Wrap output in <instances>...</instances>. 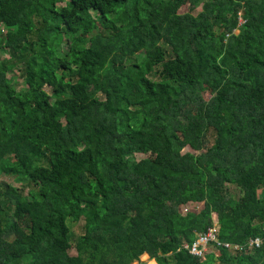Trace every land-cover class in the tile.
I'll return each instance as SVG.
<instances>
[{
  "label": "trees",
  "instance_id": "16d2710c",
  "mask_svg": "<svg viewBox=\"0 0 264 264\" xmlns=\"http://www.w3.org/2000/svg\"><path fill=\"white\" fill-rule=\"evenodd\" d=\"M0 25V264H264L184 248L264 239V0H0Z\"/></svg>",
  "mask_w": 264,
  "mask_h": 264
},
{
  "label": "rangeland",
  "instance_id": "374dc122",
  "mask_svg": "<svg viewBox=\"0 0 264 264\" xmlns=\"http://www.w3.org/2000/svg\"><path fill=\"white\" fill-rule=\"evenodd\" d=\"M200 8H201V5L200 4L197 5V7L194 10V13H197L200 10ZM186 10H188V7H182V11H186ZM3 32H5V28H3V26L0 25V35ZM67 46H68L67 45V41L63 40L62 41V45L59 47V51L62 52V53L65 52L66 49H67ZM6 56H8L7 53H4L3 51L0 52V57L1 58H4ZM19 72H20L19 68H15V69H13L12 71L9 72V77H10V79L13 80L10 83L11 84V90H12L10 92H13V90H20L25 85L24 79L19 77ZM206 96H208V95H206ZM146 156H147L146 154L138 153V154H133L132 156L130 155V156H128V158L130 160H138V159L144 158ZM4 180L12 183L15 186H19V187L25 186V184H26L25 182H22L20 180L13 179V178L7 177V176L4 177ZM230 190L233 193L235 198H239L242 195L241 189L237 188L234 185L230 186ZM25 192H27V190ZM263 193H264V188H261L259 190V194L262 195ZM202 208H203V203L190 202V203H188L186 205H183L181 207V211H182L183 214H186L190 210H194V211L198 212ZM83 224H84V220L71 223V230L73 232V239H72L73 241H76L78 235H80L82 233ZM70 253L71 254H75L76 250L74 248H72L70 250ZM141 260L147 262V264H158L157 261L154 258H151L147 253H145V254H143L141 256Z\"/></svg>",
  "mask_w": 264,
  "mask_h": 264
},
{
  "label": "built area",
  "instance_id": "2783aa9c",
  "mask_svg": "<svg viewBox=\"0 0 264 264\" xmlns=\"http://www.w3.org/2000/svg\"><path fill=\"white\" fill-rule=\"evenodd\" d=\"M218 226L216 224L208 227L205 231L199 233L192 243L184 244L191 254L196 257H203L206 254L219 248H225L231 254H237L244 250H252L262 245L264 239L261 237L250 238L248 244L240 245L229 241H223L218 236Z\"/></svg>",
  "mask_w": 264,
  "mask_h": 264
},
{
  "label": "water",
  "instance_id": "95a60500",
  "mask_svg": "<svg viewBox=\"0 0 264 264\" xmlns=\"http://www.w3.org/2000/svg\"><path fill=\"white\" fill-rule=\"evenodd\" d=\"M134 264H137V263H134Z\"/></svg>",
  "mask_w": 264,
  "mask_h": 264
}]
</instances>
